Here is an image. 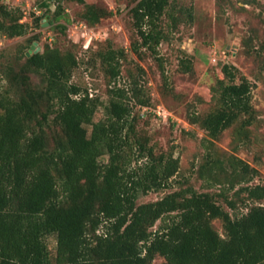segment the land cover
Listing matches in <instances>:
<instances>
[{"label":"trees","instance_id":"obj_1","mask_svg":"<svg viewBox=\"0 0 264 264\" xmlns=\"http://www.w3.org/2000/svg\"><path fill=\"white\" fill-rule=\"evenodd\" d=\"M73 1L84 6L81 18L89 25L113 14L107 6ZM129 1L135 3L132 51L139 58L149 51L163 67L162 16L167 13L176 26L192 20V9L181 6L176 16L170 10L174 0ZM69 21L58 26L66 30ZM28 28L19 8L0 3V34L15 38ZM34 42L39 36L30 46ZM28 52L1 68L7 84L0 85V264H153L158 257L161 264H264V183L251 184L257 169L244 159L215 150L228 129L237 147L251 143L259 122L252 82L236 66L223 65L224 78L211 88L214 108L190 117L207 133L199 178L227 188L214 194L187 187L140 202L151 191L172 187L180 161L155 154L146 137L137 136L131 101L150 106L151 99L131 70L127 84L118 82V49L97 51L109 86L105 114L98 120L100 98L71 80L79 64L73 52L51 43ZM258 54L264 68V38ZM181 66L190 71L192 62L182 60ZM232 190L235 197L229 196ZM242 194L253 202L245 213L234 215L218 201L235 210ZM216 219L223 234L214 226ZM158 221L162 224L154 229ZM51 235L54 252L47 242Z\"/></svg>","mask_w":264,"mask_h":264},{"label":"rangeland","instance_id":"obj_2","mask_svg":"<svg viewBox=\"0 0 264 264\" xmlns=\"http://www.w3.org/2000/svg\"><path fill=\"white\" fill-rule=\"evenodd\" d=\"M58 1L0 0L11 8H19L23 21L29 24L28 33L24 36L8 38L0 34L1 86L7 84L1 72L2 66L22 56L23 51H31L35 42L30 46V39L37 35L40 42L35 49L51 43L76 55L79 64L71 80L100 98L102 104L95 117L98 120L105 114L109 86L97 51H105L113 45L122 59L118 82L127 84L131 70L133 79H138L151 99L150 106L131 101L133 113L138 116L137 136L146 137L147 147L153 148L155 154L169 153L180 161L179 171L171 180L172 187L151 191L139 200L146 202L181 188L194 187L199 192L214 194L227 188L226 184L219 182L208 185L206 180L199 178L197 171L206 153L204 142L207 133L199 124L192 123L190 117L193 113L203 114L214 108L211 88L217 79L224 78L223 65H234L240 75H245L252 82V103L259 122L252 127L251 143L237 147L232 129H228L216 142L215 150L221 156L235 154L244 159L257 169L251 184L264 183V68L263 58L258 54L259 43L264 38V0H174L175 6L170 10L175 9L176 16L181 15L178 9L183 6L192 9L193 18L181 20L175 26L167 13L162 16L161 26L167 38L161 42L158 51L163 67L149 51L139 58L131 49L135 32L131 9L135 3L129 0H86L113 11L110 17L89 25L81 18L85 9L82 4L73 0ZM60 6V20H55ZM37 17H42L41 21ZM67 19L70 21L64 30L58 24L65 23ZM182 60L192 62L190 71L183 70ZM162 68L166 78L162 75ZM34 78L40 81L39 76L34 75ZM100 160L105 163L108 156L104 155ZM233 192L230 191L229 196L235 197ZM218 201L234 215L247 212V206L253 204L245 194L237 198L235 210H231L222 198ZM161 224L162 221H158L154 229ZM214 226L221 234L224 233L219 219L214 220ZM47 242L54 252L57 245L55 235L49 236ZM163 262V258L158 257L153 264Z\"/></svg>","mask_w":264,"mask_h":264},{"label":"water","instance_id":"obj_3","mask_svg":"<svg viewBox=\"0 0 264 264\" xmlns=\"http://www.w3.org/2000/svg\"><path fill=\"white\" fill-rule=\"evenodd\" d=\"M37 44H38L37 42L34 43V45L32 46V50L35 49V46H36ZM32 50L29 51L28 54H30V53L32 52ZM37 50H38V49H37Z\"/></svg>","mask_w":264,"mask_h":264},{"label":"built area","instance_id":"obj_4","mask_svg":"<svg viewBox=\"0 0 264 264\" xmlns=\"http://www.w3.org/2000/svg\"><path fill=\"white\" fill-rule=\"evenodd\" d=\"M213 59H214V60H216V58H215V57H214Z\"/></svg>","mask_w":264,"mask_h":264}]
</instances>
